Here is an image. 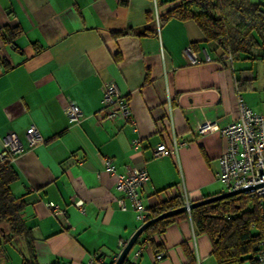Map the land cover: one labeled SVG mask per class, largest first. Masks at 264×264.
I'll use <instances>...</instances> for the list:
<instances>
[{
  "label": "crops",
  "instance_id": "obj_1",
  "mask_svg": "<svg viewBox=\"0 0 264 264\" xmlns=\"http://www.w3.org/2000/svg\"><path fill=\"white\" fill-rule=\"evenodd\" d=\"M155 1L163 17L183 0H0V153L4 137L16 132L24 149L12 162L18 177L10 187L28 229L27 237L3 234L0 264H115L120 241L143 223L128 198L127 209L119 207L122 193L105 156L117 172L147 169L141 197L148 216L185 190L192 202L225 191L219 172L227 139L196 128L236 120L240 95L264 113V44L233 56L207 42L192 19L170 17L158 30ZM188 48L204 61L192 63ZM110 81L128 99L134 121L98 116ZM72 100L83 111L80 123L66 114ZM32 125L44 138L33 148ZM173 136L188 144L176 156L155 158L154 148L171 147ZM141 236L129 264H220L189 216L154 234L136 258L147 240ZM159 249L165 257L157 261Z\"/></svg>",
  "mask_w": 264,
  "mask_h": 264
},
{
  "label": "trees",
  "instance_id": "obj_2",
  "mask_svg": "<svg viewBox=\"0 0 264 264\" xmlns=\"http://www.w3.org/2000/svg\"><path fill=\"white\" fill-rule=\"evenodd\" d=\"M170 17L194 20L207 42L233 56L248 54L254 47L264 44L262 0H183L162 17V23ZM17 34L18 30H9L8 37L12 39ZM17 177L12 162L0 164V222L6 224L11 236L27 237L28 229L22 218L23 204L17 201L10 187ZM260 204L252 195L227 197L197 206L190 214L184 212L158 220L147 227L143 235L150 240L154 234L164 233L174 220L189 216L197 233L205 234L211 240L212 253L220 264H245L247 261L259 264L264 241ZM183 205L181 195L165 200L151 208L148 220ZM2 236L0 232V245ZM186 252L190 257L188 250ZM122 264H129V261L126 259Z\"/></svg>",
  "mask_w": 264,
  "mask_h": 264
},
{
  "label": "built area",
  "instance_id": "obj_3",
  "mask_svg": "<svg viewBox=\"0 0 264 264\" xmlns=\"http://www.w3.org/2000/svg\"><path fill=\"white\" fill-rule=\"evenodd\" d=\"M155 21L160 29L162 25V16L158 13L157 3L155 1ZM192 63H200L204 60L200 58L191 48ZM207 56L205 61H210ZM102 107L98 112L99 117L108 119H123L125 121H134L133 114L128 99L120 93L117 84L113 81L106 82L102 87ZM239 116L233 122L220 127L216 122L205 120L200 122L196 128L198 135L211 131H220L227 139V148L220 157L219 179L225 186V191H233L242 188H251L246 195H252L261 202L260 208L263 212L264 227V113L253 110L242 95L238 99ZM66 114L72 123H80L84 114L77 103L72 100L66 107ZM44 141V138L38 128L32 125L28 131V143L31 148L37 146ZM135 149L140 148L141 140L134 138L132 140ZM188 144L187 140H178L177 136H173V145L169 147L165 143L158 144L153 154L155 158L166 155L176 156L178 149ZM24 144L16 132H9L3 140V147L0 153V164L10 161L13 162L15 156L22 152ZM104 165L112 174L116 176V189L122 193V197L117 202L120 208L127 209L125 199L128 198L132 206L138 212V217L144 224L148 221L146 206L141 197L142 188L149 181V174L146 168L135 167L128 172H117L113 160L109 156L104 157ZM184 205L189 206L192 202L188 193L183 192ZM74 204L85 212L84 201L82 199L74 200ZM53 213L65 218V211L54 203H49ZM191 210H188V214ZM148 240H144L139 244L134 256L137 258L148 245ZM127 241H120L123 249ZM263 247L258 257V263L264 264V241ZM156 260L159 261L165 257V252L161 249L156 252Z\"/></svg>",
  "mask_w": 264,
  "mask_h": 264
},
{
  "label": "water",
  "instance_id": "obj_4",
  "mask_svg": "<svg viewBox=\"0 0 264 264\" xmlns=\"http://www.w3.org/2000/svg\"><path fill=\"white\" fill-rule=\"evenodd\" d=\"M250 189L251 188H242V189L233 190V191H223V192L216 194L214 196H210L207 198H203L200 200L193 201L190 203L189 206L183 205L179 208H175V209L165 211L156 217L150 218L140 228H138V230L131 236V238L128 240L126 246L120 252L117 260L115 261V264H122L127 259L130 251L132 250L135 243L138 241L139 237L144 233V231L147 229V227H149L154 222L161 220V219H165V218L174 216V215H177V214H180V213L188 212L189 209L192 210L193 208L200 206V205H203V204L211 203V202H214V201H217L220 199H224V198L239 195V194H244V193L248 192Z\"/></svg>",
  "mask_w": 264,
  "mask_h": 264
},
{
  "label": "flooded vegetation",
  "instance_id": "obj_5",
  "mask_svg": "<svg viewBox=\"0 0 264 264\" xmlns=\"http://www.w3.org/2000/svg\"><path fill=\"white\" fill-rule=\"evenodd\" d=\"M0 232L3 233V234L8 233V227L3 222H0Z\"/></svg>",
  "mask_w": 264,
  "mask_h": 264
}]
</instances>
